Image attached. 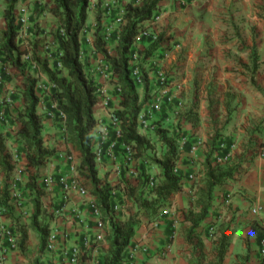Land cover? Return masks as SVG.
<instances>
[{
  "label": "crops",
  "instance_id": "crops-1",
  "mask_svg": "<svg viewBox=\"0 0 264 264\" xmlns=\"http://www.w3.org/2000/svg\"><path fill=\"white\" fill-rule=\"evenodd\" d=\"M131 1L91 0L87 24L81 32V59L85 70L111 97L108 105L101 100L94 108L97 125L93 134L94 144L100 141L105 130L109 134L103 148L106 152L111 150L112 156L105 154L98 168L102 181L112 186L119 185L112 192L114 201L125 200L126 192L122 187L138 186L139 176H149L157 183L163 180L162 170L150 160L135 157L131 161L127 160L128 152L124 144L114 137L122 124L115 125L111 120L114 111L120 109L117 77L106 78L94 72L103 57L95 51L98 13L101 14V27L106 29L108 36L109 53L115 55L120 35L116 17ZM140 4L141 0L138 2ZM53 6L54 0H19L17 15L24 11V17L29 16L22 25L18 40L23 49H29L36 23L41 33L47 35L49 50L57 51L53 35L61 28V22L49 12ZM6 7V1L0 0V44L7 28L4 19ZM141 27L142 31L162 37L163 46L154 52L147 63L151 62L150 65L161 69L168 76V83L160 110L152 109L150 102L144 105L139 117V131L153 142H160L150 128L160 121L161 127L169 131V135L178 133L179 157L176 168L185 178L183 190L165 202L154 221L142 217L141 229L126 252L124 264H129L132 252L136 255L134 264H190L193 248L187 242V233L191 224L185 216L191 209L198 211L196 193L205 180V163L207 160L212 163L216 156H224L225 140L233 142L228 153L231 158L220 166L236 167L237 173L226 184L214 189L213 208L199 231L204 230V239L207 237L206 227L210 224L230 225L233 235L224 264H237L241 258L245 260L244 264H261L264 258L261 253V241L264 239V158L258 153L264 141V0H164L157 16L144 22ZM147 39L150 38L146 36L137 42L140 50L145 51L149 47ZM42 50L43 56L51 52ZM27 65L29 74L31 68L28 62ZM2 67L0 60V98L11 103L9 110L13 115L5 116L0 111V122L6 118L3 130L7 135V150L15 164L9 176L17 183V186L13 184L15 191L18 194L25 193L24 199L28 198L29 203L19 207L12 201L15 221L1 215L0 224L8 227L19 219V224L25 220V225L29 226L34 208L31 202L33 195L26 189V184L30 173L36 170L27 167L25 144L16 134L20 128L16 117L25 109L22 96L24 83L13 68L4 67L2 70ZM8 69L12 75L8 79L12 80H3ZM155 69L149 72L153 80L156 77ZM62 76L68 77V72L63 70ZM52 88L53 84L43 75L38 83L41 102L37 111L45 118V145L55 148L56 155L40 169V173L41 177L43 173L46 174L45 179L52 177L56 184L49 191L44 188L47 198L42 196V200L49 212L58 207L63 208L64 213L57 219L49 220L51 230L56 235L53 251L41 252L37 234L29 229L27 244L23 249L10 253L8 264L27 263L23 254L29 248L37 250L35 258L39 264H73L72 250L77 247L83 251L77 264H96L93 262L96 260L98 264H103L109 255V243L99 247L86 246L87 238L93 243L98 230L97 219L86 201L99 203L98 199L91 192L89 197L84 198L76 189L70 192L68 201L62 197L59 180L74 176L81 178L72 173V161L67 160V155L74 154L77 164L80 163V155L67 142L65 125L49 112L50 105L54 107L56 104L52 101ZM139 95L141 99L144 98V89L139 91ZM141 122L146 123V129L140 125ZM216 136L219 139L214 144ZM114 141L116 145L111 148ZM220 144H224V148L216 150ZM162 146L161 157L166 152ZM7 178V174L0 169V196ZM85 182L90 189V183L81 181L82 184ZM130 206L132 204L128 208ZM253 208L259 212L253 213ZM130 210L120 214L122 220L129 217ZM21 212L24 213L22 218L19 217ZM37 260L31 261L32 264Z\"/></svg>",
  "mask_w": 264,
  "mask_h": 264
},
{
  "label": "trees",
  "instance_id": "trees-1",
  "mask_svg": "<svg viewBox=\"0 0 264 264\" xmlns=\"http://www.w3.org/2000/svg\"><path fill=\"white\" fill-rule=\"evenodd\" d=\"M5 1L7 7L4 12V19L7 28L1 37L0 60L4 67L13 68L15 74H18L23 80L24 90L22 96L25 102V109L16 117L20 123V128L16 131V134L25 144L27 167L40 172V169L55 157L56 149L45 145L43 137L45 118L43 115L38 114L37 111L41 102L38 91V83L41 77L36 76V73H33L32 70L31 73L27 74L29 71L28 65L22 60V57L25 54H29V51L22 50L18 42L22 28V23L17 22L19 0ZM90 1L54 0V6L49 9V12L61 22V28L53 35L55 42L59 44L58 52H52L49 48L51 58L46 53L43 56L42 48L48 44L47 35L41 33L37 24L34 23V38L30 42L32 47L31 58L39 65L40 73L47 76L53 84L51 97L52 101L56 103V108L50 105L49 112L53 115L55 114L56 120H60L57 116L59 111L66 115L65 130L67 142L80 155L78 171L89 181L90 192L98 199L103 213L108 215L112 207L117 202H122V200L114 201L112 198L113 190L118 188L119 185L112 186L107 181H102L99 177L95 150L97 144H94L93 134L97 125L94 108L98 103L97 91L99 83L85 70L81 59V32L87 24ZM163 1L141 0V4L138 5L139 0H132L125 6L126 24L120 27L115 55L109 53L106 29L101 27L100 12L97 15L98 29L96 31L95 51L103 55L111 64L112 76L117 77V84L120 90L117 93L120 98V109L115 110L113 113V117L121 121L122 124L123 136L122 139H119L120 143L130 145L135 151V158H145L156 164L162 170L163 175V180L156 182L155 187L152 189H148L150 177L145 175L138 177V186L126 188L129 200L137 206L138 210L130 212L129 217L125 220H122L121 217L110 218L112 226L111 233L108 236L110 251L103 264H124L126 252L136 233L141 229L142 217L147 218L149 221H154L159 216V211L165 202L184 188L185 177L176 168L179 157L177 143L180 136H178V133L169 135V131L161 127L160 121L154 123L155 129L153 131L166 149V152L158 159L150 158L147 155L148 151L153 150V143L149 137L139 131V117L144 105L152 99L154 90V86L151 88V81L148 78L149 71L145 69V63L153 56L155 51L163 46L162 37L147 39L149 47L147 50L142 51L144 54L142 71L145 84L143 99L140 98L139 88L133 77L131 64L133 45L141 33V25L157 16L160 4ZM52 58H54V61L51 64ZM4 67H2V70ZM155 68V66H152L151 70ZM63 70L68 72V77L62 76ZM4 76L3 80H7L6 75ZM3 120L0 122V169L7 174L8 181L0 196V208L2 210L1 215L14 222L15 209L12 205L13 197L11 191L13 190L12 185L15 184L17 186V183L9 175L14 171L15 164L12 155L7 150V135L3 130L6 118L4 117ZM218 139V136L213 139L215 141L214 144H216ZM224 143L226 147L222 154L225 156L231 150L233 142L225 140ZM217 149L218 147H216ZM205 165L207 170L205 180L203 185L198 187L196 193V208L198 211L191 209L185 216L186 221L191 224L187 233V242L193 248L190 264H204L207 259L206 245L203 239L205 232L204 230L199 231V229L202 228L203 222L210 216L213 208L214 189L217 186L226 184L237 173L236 167L213 166L209 160L206 161ZM84 185L87 187L86 184ZM26 189L33 195L31 202L33 203L34 213L31 217V222L29 226L22 224L20 226L17 225L18 229L15 227L10 228L20 237L19 244L21 249L27 244L29 239L28 231L30 229L37 234L40 250L44 252L47 249L52 232L49 220L54 217V211L49 212L42 200L45 189L43 185L39 186L38 184V173L36 175L32 172L30 173ZM211 225L206 227L207 235L210 232ZM232 235L233 231L229 225L221 233L215 258L206 262V264H224ZM198 252L201 254L200 258L196 256ZM34 264H39V261ZM261 264H264V258Z\"/></svg>",
  "mask_w": 264,
  "mask_h": 264
},
{
  "label": "built area",
  "instance_id": "built-area-1",
  "mask_svg": "<svg viewBox=\"0 0 264 264\" xmlns=\"http://www.w3.org/2000/svg\"><path fill=\"white\" fill-rule=\"evenodd\" d=\"M24 11L18 13L17 15V22H21L22 25L24 26V24L28 21V17H24ZM125 9H122L118 12L117 17H116V24H118V27L120 28L121 26H124L126 24V19H125ZM22 30V28H21ZM21 35V33H20ZM149 37L150 39H157L156 36H154L151 33H148L146 31H142L139 34V36L137 37V39L134 42L133 45V52H132V58H131V64H132V68H133V77L135 79V82L139 88V91L144 89V80H143V71H142V63L144 61V54L142 53V50H140L137 46V42H139L141 40V38L143 37ZM106 38H108V36H106ZM55 45L58 47L59 44L54 42ZM22 48V47H21ZM50 48V44H47L43 47V49L45 51H49L48 49ZM22 50H27L29 51V54H25L22 57L23 62L25 63H29L31 70L36 73V76L38 77H42L43 74L40 73V67L39 65L32 60L31 56H32V47L29 45V49H23ZM58 50V49H57ZM58 52V51H56ZM49 55V56H48ZM47 56L51 58V54H48ZM52 61H54V58L51 59ZM29 68V66H28ZM6 70V69H5ZM156 77L153 79H151L149 76V80L151 81V84H153L154 86V90L152 93V99L150 100V105L151 108L158 111L161 109L162 104L165 100L166 97V85L168 83V78L166 76V74L159 68H156ZM106 78L112 76L111 73V64L105 59V57L103 56L98 65L96 70L94 71ZM97 96H98V102L99 101H103L105 103V105H108L111 97L109 95V92L102 87L101 85H99L98 91H97ZM56 108V104L54 106ZM57 116L60 118V122L63 123L65 125L66 122V115L63 112L59 111V115L57 114ZM141 118V117H140ZM112 122L116 125V124H121V121H119L117 118L111 117ZM145 122H141L140 125L143 128H147V126L145 125ZM145 125V127H144ZM149 127V126H148ZM151 130H154L155 127L154 125H152ZM123 133L121 128H118L116 130V134L115 137L119 140L122 139ZM108 138H109V134L108 131L105 130L101 136H100V141L97 142V147L95 148L96 150V154H97V160L98 163H101V161L103 160L104 155L106 154L107 156H112L111 155V150H109L108 152H106L103 148V145H105V143L108 142ZM116 145V141H114V143H111V148H114ZM125 150L128 152V161L133 160L134 158V153L135 151L133 150V148L130 145H124ZM224 148V144H220L218 149H223ZM105 151V153H104ZM259 156L264 158V141L262 142L260 148H259ZM231 158V154H227L226 156H216L213 158L212 163L214 165H223L226 164L227 162H229ZM67 160L68 161H72V165H71V171L72 173H76L78 174V167L79 164L76 163L75 158H74V154H69L67 155ZM56 184V181L52 178H46L45 179V188L47 191H49V189L51 187H53ZM59 184L62 190V197L64 201H68L70 198V192L74 189H76L79 193V195H81L82 197H89L90 190L81 183L80 179H78L77 177H72L70 179H66V178H61L59 180ZM155 180L154 179H150V182L148 184V189H152L155 187ZM126 186L124 185L122 187V190L126 191ZM13 196L17 197L18 193L16 191L13 190ZM125 197V200H122V202H117L111 209L110 213L105 216L100 204L97 201H93V200H88L86 201L88 204H90L91 210L93 215L96 217L97 219V234L94 238V242L91 243V241L87 238L86 240V246L89 248V246L91 247H99V246H103L105 244L108 243V236L109 233H111V222H110V218L114 219L117 217H120L119 215L123 212L126 211V199L127 197ZM125 202V203H124ZM252 212L257 214L259 212V210L257 208H253ZM2 210L0 208V216H1ZM64 213L63 208H58L54 211V217L53 219H57L58 217H61ZM214 230V228L212 229ZM55 241H56V235L54 233V231L52 230L51 234H50V238H49V242L47 245V251H53L55 249ZM20 237L18 235L15 234V232L10 228L7 227L4 224H0V264H8V260H9V255L11 252H17L20 250ZM141 249H145L144 247ZM83 251L77 247L74 248L72 250V255H71V262L73 264H77L79 259L82 256ZM261 253L264 256V239L261 241ZM136 258V255L134 252H132L129 256V264H134V260ZM96 264H98V260L93 261ZM56 264V263H53Z\"/></svg>",
  "mask_w": 264,
  "mask_h": 264
},
{
  "label": "rangeland",
  "instance_id": "rangeland-1",
  "mask_svg": "<svg viewBox=\"0 0 264 264\" xmlns=\"http://www.w3.org/2000/svg\"><path fill=\"white\" fill-rule=\"evenodd\" d=\"M28 18H29V16H27ZM30 46H31V44H29ZM149 63H151V62H148V63H145V69H147L149 72L150 71H154V70H151V67L153 66V64L152 65H150ZM8 72L10 73L11 71H10V69H8ZM8 72H7V75H6V79H8V78H10V77H12V75H11V73L10 74H8ZM1 73V72H0ZM167 78H168V76H167ZM8 80H12V79H8ZM14 83L16 82V80L14 79V81H13ZM17 93V92H16ZM11 105V103L10 102H5L4 101V98H0V111H2L5 115H7L8 113L10 114V116H13L11 113H10V106ZM12 109V108H11ZM9 111V112H8ZM15 117V116H14ZM155 133V132H154ZM153 134V133H152ZM154 135V134H153ZM152 140V139H151ZM157 140V139H156ZM152 143H153V150H150V151H148L147 152V155L150 157V158H159V157H161V154H162V152H163V146H162V142H159V141H157V142H153L152 141ZM162 143V144H161ZM18 165H20V163L18 164ZM43 169V168H42ZM34 175H36L37 173H38V184H39V186L40 185H43V187L45 188V176H46V174L45 173H43L44 175H43V177H41V173L40 172H32ZM78 175L81 177L80 179V181H87V179L85 178V177H83L80 173H78ZM7 179L5 180V185L7 184ZM87 183H89V181H87ZM85 184H86V182H85ZM4 185V186H5ZM12 189L15 191L16 190V187H14V185H12ZM13 190L11 191V193L13 192ZM126 192V191H125ZM26 194L24 193H20V194H18V196L17 197H15V196H13V193H12V197H13V202L14 203H16L17 204V206H24L25 205V203H26V205H28V203H29V199L27 198V199H24V196H25ZM124 195L127 197V200H126V204H127V208H126V211L127 212H129L128 210H130V212L131 211H134L135 209H137L138 210V208L136 207V205L134 204V203H132L130 200H129V198H128V194H127V192L126 193H124ZM43 198H47L46 197V193L44 192L43 193ZM17 200V201H16ZM16 201V202H15ZM128 201V202H127ZM19 202H21V204H19ZM130 202V203H129ZM130 204H132V206H130V208H128V206L130 205ZM27 211V210H26ZM25 211V213H26V215L28 214L27 212ZM24 213L23 212H21L20 213V215H19V217L20 218H22V216H24L23 215ZM19 219H17V222L14 224L13 222V224H10V226H8V227H15V228H17L18 229V227H17V225H22V224H25V220H21V223L22 224H19ZM227 227V225H220V226H217V223L216 224H212L211 225V227H210V232H209V234L207 235V237L206 238H204V241H205V245H206V253H207V259L205 260V263L204 264H206V262H208V261H211V260H213L214 258H215V254H216V250H217V247L219 246V240H220V237H221V233H222V231L225 229ZM214 228V230H212ZM261 233V232H260ZM262 240H263V238H262ZM189 251L191 252V248L189 249ZM37 253V250L36 249H33V248H29V249H27L26 250V252H25V254H23V257H24V259L27 261V263H25V264H32V262L31 261H36L37 260V257L35 258V254ZM193 256V253L191 252V257ZM196 256L198 257V258H200L201 257V254H200V252H198V253H196ZM244 258V257H243ZM38 261V260H37ZM225 261V260H224ZM243 261H245V260H242V258H241V262L240 261H237V264H244V262ZM24 263V262H23Z\"/></svg>",
  "mask_w": 264,
  "mask_h": 264
}]
</instances>
